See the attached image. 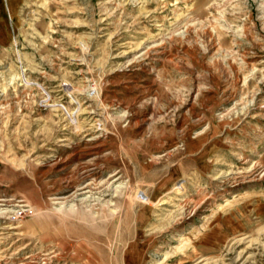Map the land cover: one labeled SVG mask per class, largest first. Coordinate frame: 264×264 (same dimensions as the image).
Masks as SVG:
<instances>
[{"label":"rangeland","instance_id":"374dc122","mask_svg":"<svg viewBox=\"0 0 264 264\" xmlns=\"http://www.w3.org/2000/svg\"><path fill=\"white\" fill-rule=\"evenodd\" d=\"M0 264H264V0H0Z\"/></svg>","mask_w":264,"mask_h":264},{"label":"bare ground","instance_id":"6f19581e","mask_svg":"<svg viewBox=\"0 0 264 264\" xmlns=\"http://www.w3.org/2000/svg\"><path fill=\"white\" fill-rule=\"evenodd\" d=\"M16 78V77H15Z\"/></svg>","mask_w":264,"mask_h":264}]
</instances>
